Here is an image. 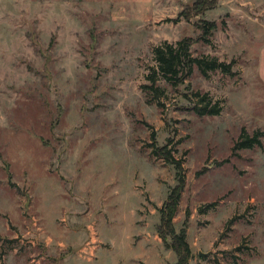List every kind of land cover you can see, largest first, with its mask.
<instances>
[{
    "label": "rangeland",
    "instance_id": "1",
    "mask_svg": "<svg viewBox=\"0 0 264 264\" xmlns=\"http://www.w3.org/2000/svg\"><path fill=\"white\" fill-rule=\"evenodd\" d=\"M192 2L0 0V264H173L156 234L175 185L151 155L164 145L185 170L173 225L189 212V264H264V0L177 20ZM185 37L234 76L159 80L148 104L153 49ZM192 92L220 115L197 117ZM242 130L261 147L234 149Z\"/></svg>",
    "mask_w": 264,
    "mask_h": 264
},
{
    "label": "trees",
    "instance_id": "2",
    "mask_svg": "<svg viewBox=\"0 0 264 264\" xmlns=\"http://www.w3.org/2000/svg\"><path fill=\"white\" fill-rule=\"evenodd\" d=\"M219 0H193L192 6L186 12L179 13L178 19L188 20L191 16H202L207 11L216 8ZM199 32L197 42L203 45H211L212 37L217 30V25L213 21L199 20L196 26ZM192 41L190 37H185L175 44L165 42L152 51L153 60L156 64L147 75L148 85H142L141 91L148 104L155 103L156 100L164 95L163 88L159 84L162 80L167 86L178 88L192 76L196 70L198 74L208 79L210 73L220 72L221 74L234 76L232 72L233 64L221 62L216 57L201 55L195 57L191 51ZM190 102L193 113L197 117H214L220 115L222 107L218 101H214L207 93L192 92ZM261 133L255 132L248 135L242 130L238 141L235 142L234 149L248 150L261 147ZM170 142V140L168 141ZM151 155L156 160H161L165 164L172 166L175 171V185L170 189L166 201L162 204L159 211V224L156 227V234L163 247L172 251L176 260L173 264H189L192 259L190 246L187 242L186 226L189 212H185V220L179 231L173 225L177 214V208L186 185V176L183 164L171 154L168 145L154 147Z\"/></svg>",
    "mask_w": 264,
    "mask_h": 264
},
{
    "label": "crops",
    "instance_id": "3",
    "mask_svg": "<svg viewBox=\"0 0 264 264\" xmlns=\"http://www.w3.org/2000/svg\"><path fill=\"white\" fill-rule=\"evenodd\" d=\"M263 61H264V56L262 58V64H261V70H262V73L263 75L261 76L262 79L264 80V64H263ZM142 261H136V260H130L129 262H127L128 264H140ZM144 263V262H142ZM118 264H122L121 261L118 262Z\"/></svg>",
    "mask_w": 264,
    "mask_h": 264
},
{
    "label": "water",
    "instance_id": "4",
    "mask_svg": "<svg viewBox=\"0 0 264 264\" xmlns=\"http://www.w3.org/2000/svg\"><path fill=\"white\" fill-rule=\"evenodd\" d=\"M200 256H204V254H201Z\"/></svg>",
    "mask_w": 264,
    "mask_h": 264
}]
</instances>
